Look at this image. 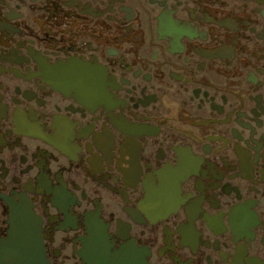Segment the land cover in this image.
Here are the masks:
<instances>
[{"label":"flooded vegetation","instance_id":"obj_1","mask_svg":"<svg viewBox=\"0 0 264 264\" xmlns=\"http://www.w3.org/2000/svg\"><path fill=\"white\" fill-rule=\"evenodd\" d=\"M42 264H264V0H0V239Z\"/></svg>","mask_w":264,"mask_h":264},{"label":"water","instance_id":"obj_2","mask_svg":"<svg viewBox=\"0 0 264 264\" xmlns=\"http://www.w3.org/2000/svg\"><path fill=\"white\" fill-rule=\"evenodd\" d=\"M13 214L6 239H0V264H42L39 223L32 213Z\"/></svg>","mask_w":264,"mask_h":264}]
</instances>
